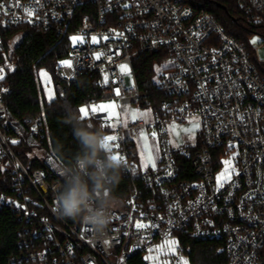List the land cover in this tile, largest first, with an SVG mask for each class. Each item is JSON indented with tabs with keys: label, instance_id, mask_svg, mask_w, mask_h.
<instances>
[{
	"label": "built area",
	"instance_id": "obj_1",
	"mask_svg": "<svg viewBox=\"0 0 264 264\" xmlns=\"http://www.w3.org/2000/svg\"><path fill=\"white\" fill-rule=\"evenodd\" d=\"M237 3L257 25L253 35L261 43L237 41L211 12H194L187 0H0V50L2 28L24 23L84 38L58 61L55 97L66 100L81 77L94 76L102 93L89 99L82 121L100 123L103 137H117L112 152H104L122 157V175L134 186L112 210L103 235L58 216L59 190L51 179L64 183L63 168L32 167L16 150L30 135L35 151L49 130L41 115H8L0 79V173L6 186L0 210L24 224L19 252L8 264H180L181 258L193 264L185 238L221 241L226 259L218 264H264V60L258 55L264 0ZM142 53L172 62L154 82L162 95L157 105L151 99L141 105L135 60ZM112 98L121 107L150 110L152 120L132 116L125 123L119 107L113 125L106 111L91 112ZM186 125L192 131L181 133ZM173 133L183 137L173 140ZM152 137L160 158L144 161L139 142ZM138 222L147 227L137 228ZM170 240L177 242L175 253L165 248L163 254L159 250Z\"/></svg>",
	"mask_w": 264,
	"mask_h": 264
},
{
	"label": "trees",
	"instance_id": "obj_2",
	"mask_svg": "<svg viewBox=\"0 0 264 264\" xmlns=\"http://www.w3.org/2000/svg\"><path fill=\"white\" fill-rule=\"evenodd\" d=\"M187 3L193 7L194 12L201 9L211 12L229 35L249 46L250 36L256 31L257 25L248 20L237 0H187ZM2 35L4 43L0 50V67L4 77L1 93L8 115L14 120L24 116H43L49 134L44 136L38 148L59 161L62 168L71 166L75 163L79 145L70 125L64 120V109L71 105L79 113V109L87 105L91 97L101 96V89L94 84V76L84 75L69 89L66 100L57 97L48 99L40 79V70L46 69L54 79L59 59L69 54L72 37L25 23L3 27ZM16 36H20V41L12 46ZM160 56L156 53H142L135 60V72L142 91L141 105H146V99H151L157 105L162 96L153 81L154 65ZM86 123L101 132L104 130L98 122ZM30 140L29 135L16 147L21 159L26 164L32 162V167L50 168L48 161L39 157L31 158L34 146ZM2 177L0 173V191L6 187ZM51 181L58 190L63 184L56 177ZM133 188V182L122 175L116 189L120 200L124 201ZM23 226V222L14 213L7 209L0 210V264H8L11 256L19 252ZM183 242L191 246L193 264H218L226 259L225 254L219 250L222 244L219 240L185 238ZM130 264L139 262L131 260Z\"/></svg>",
	"mask_w": 264,
	"mask_h": 264
},
{
	"label": "clouds",
	"instance_id": "obj_3",
	"mask_svg": "<svg viewBox=\"0 0 264 264\" xmlns=\"http://www.w3.org/2000/svg\"><path fill=\"white\" fill-rule=\"evenodd\" d=\"M64 111L79 152L75 163L62 169L64 183L56 195V212L62 218L82 221L103 235L111 222L112 210L121 203L116 189L124 164L104 152V137L99 129L82 121L71 105Z\"/></svg>",
	"mask_w": 264,
	"mask_h": 264
},
{
	"label": "rangeland",
	"instance_id": "obj_4",
	"mask_svg": "<svg viewBox=\"0 0 264 264\" xmlns=\"http://www.w3.org/2000/svg\"><path fill=\"white\" fill-rule=\"evenodd\" d=\"M75 38V39H74ZM20 41V36H16L13 38L12 40V46H14L15 44H17L18 42ZM85 41L84 38L82 37H79V36H75L72 38V43L75 44L77 42H83ZM91 41L92 42H95L97 41L96 38H91ZM250 43L253 41H255V43H261L263 41V39L261 38V36L259 35H251L250 36V39H249ZM258 55H259V58L261 60H264V45L258 50ZM63 63L67 62V59H63L62 60ZM172 62L171 61H162L160 63L156 62L155 65H154V75H153V81L154 82H158L159 80V76L164 73V72H167V68L169 66H171ZM40 79H41V82H42V85H43V88H44V91L46 93V96L48 99H51L53 97H55V92H54V88H53V77L51 76V74L46 70V69H42L40 70ZM100 104H103V105H108V104H114L115 105V108L110 110V111H106L108 113V116L111 120H115L113 122V125H117V119L120 118L119 115H121L120 113V110H119V107L120 104L117 102L116 99L112 98L111 99H102L100 102ZM82 107H86L88 108L87 105H84ZM89 109V108H88ZM122 109V115L124 117V122L126 123L127 122V119L129 117H132L133 116V113H136L137 115L139 113H148L147 116H141V115H138L139 117L141 118H145L147 120H152V117H151V111L150 110H147V111H143L140 106L138 105H133L131 107L129 106H122L121 107ZM110 112L112 113L110 115ZM135 115V116H137ZM188 129V128H187ZM185 128H183V130L181 131V133H186L187 131H184ZM183 137V134H174L173 133V140H179L180 138ZM139 150L141 152V156L144 158V161L145 159H148V157L150 156L151 159H153L154 157L157 158V161L158 159L160 158V152H159V149H158V145H157V142L155 141L154 137H152L151 141L148 143V142H139ZM39 157L45 161H48L50 165H52V167L56 168V169H61V165L59 164V161L57 162V160L54 158V157H49L47 156L42 150H40L39 148H36L35 151L32 153V157ZM144 161L141 165V167H143L144 165ZM145 166V165H144ZM143 169V168H142Z\"/></svg>",
	"mask_w": 264,
	"mask_h": 264
},
{
	"label": "snow or ice",
	"instance_id": "obj_5",
	"mask_svg": "<svg viewBox=\"0 0 264 264\" xmlns=\"http://www.w3.org/2000/svg\"><path fill=\"white\" fill-rule=\"evenodd\" d=\"M2 7H4V6L3 5H0V8H2ZM26 11H27V13H28L29 16L33 15V12H32L31 9H26ZM253 43H255V41H253ZM65 63H67V62H65ZM67 66L70 67V65H67ZM120 67H121L122 72H124L125 74L128 73L127 65H121ZM0 79H2V77H0ZM118 92H119V90L117 89V94H118ZM114 108H115V105L114 104H108V105L101 104L98 107L97 106H93L91 108V112L95 113L97 111H110V110H112ZM79 113H80L81 120H84L86 117L89 116V109L86 108V107H81L79 109ZM111 114L112 113L110 112V115ZM135 115H137V114L136 113H133V116L134 117H135ZM138 115L147 116L148 113H139ZM184 131H192V130L191 129H185ZM141 135L143 137V133ZM144 138L146 139V137H144ZM116 140H117V137L114 136V135H107V136H105L103 138V144H102L103 150L105 152H112V147L110 145V142H113V141H116ZM111 158L114 159V160H116V161H122V157L120 155H118V154H112ZM148 159L151 160V157L149 156ZM224 163L226 164V166H230L231 165V161H225ZM222 175H224V174H222ZM136 227L137 228H144V227H147V226L138 222L137 225H136ZM176 243L177 242L175 240L167 241L166 242V245L161 246V249L159 251H161L163 254H167V252L175 253ZM165 248L167 249V252L164 251ZM180 264H187V261H185V260H183V258H181Z\"/></svg>",
	"mask_w": 264,
	"mask_h": 264
},
{
	"label": "crops",
	"instance_id": "obj_6",
	"mask_svg": "<svg viewBox=\"0 0 264 264\" xmlns=\"http://www.w3.org/2000/svg\"><path fill=\"white\" fill-rule=\"evenodd\" d=\"M138 116V115H137ZM136 117V116H135ZM185 129H189V125L183 126Z\"/></svg>",
	"mask_w": 264,
	"mask_h": 264
}]
</instances>
